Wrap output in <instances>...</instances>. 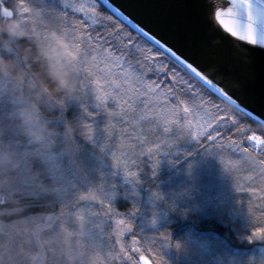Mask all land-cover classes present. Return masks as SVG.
Segmentation results:
<instances>
[{
    "label": "snow or ice",
    "instance_id": "obj_1",
    "mask_svg": "<svg viewBox=\"0 0 264 264\" xmlns=\"http://www.w3.org/2000/svg\"><path fill=\"white\" fill-rule=\"evenodd\" d=\"M228 2L230 6L225 9L216 0H133L132 10H128L99 0L108 10L101 14L96 0L87 6L62 0L59 7L54 2L29 6L26 0H0V11L9 17L19 16L29 26L31 21L47 18L56 30L66 21L69 9L83 15V20L62 33L72 40L66 56L80 79L90 84L95 115L106 118L99 131L104 141L102 150L107 149L108 141H116V150L111 153L114 166L123 171L125 183L135 188L140 183L138 173L132 171L136 159L158 152L159 141L164 138L150 142L149 133L156 128L166 135L174 125L177 131L186 127L195 139L210 137L213 146L220 140L223 149L225 144L219 135L222 128L251 122L260 125V131L249 134L245 130V143L264 152V0ZM34 34L33 30L30 38ZM186 47L194 49V54L185 51ZM161 76L168 77L170 90H159ZM257 81L261 84L258 96L253 91ZM257 100L261 111L251 106ZM95 115L89 112L93 120ZM143 122L156 127L144 128ZM213 124L217 125L213 128L217 136L207 131ZM83 127L86 137L95 142L93 125L85 123ZM152 142L155 148L150 146ZM227 147L243 154L249 151L234 140ZM158 165L159 159H154L153 168ZM262 177L264 171L257 179ZM117 189L118 185L112 183L107 191L101 186L80 197L99 205L95 211L89 209L87 217L83 208L76 212L81 227L93 218L89 222L95 231L87 234V244L97 247L104 239L102 224L111 221L118 247L115 259L123 264H138V260L149 264L139 241L133 239L128 246L121 242L125 233L133 230L131 217L139 209L133 206L122 214L113 207ZM153 195L161 198L159 192ZM123 215L128 218H120ZM152 223L155 225L156 220ZM248 240L264 241V226L251 231ZM112 256V252L102 254L101 264ZM155 264H161L159 257Z\"/></svg>",
    "mask_w": 264,
    "mask_h": 264
},
{
    "label": "rangeland",
    "instance_id": "obj_2",
    "mask_svg": "<svg viewBox=\"0 0 264 264\" xmlns=\"http://www.w3.org/2000/svg\"><path fill=\"white\" fill-rule=\"evenodd\" d=\"M12 2L14 3L15 0ZM68 2L87 6L93 0H68ZM96 2L97 11L103 14L100 3L97 0ZM15 18L20 17L15 16ZM40 21L42 22L43 19L31 21L29 26V33L33 28L35 31L33 39L40 44L39 53L41 54L42 49L51 51L55 47V51H51L50 55H42L48 69L52 73V64L70 69L76 78L77 93L71 100L66 98V93H61V96L65 97L66 107H53L47 95L42 93L44 84L38 82V72L31 67V51L34 47L29 45L30 34L23 40L8 34L5 38L4 34H0V56L7 57V60L14 62L17 69L24 71L23 80L20 82L14 75L0 73V155L12 156L19 162V166L15 169L0 167V178L6 176L15 178L14 183L0 186V202L7 200L17 191H22L26 194L53 198L61 202V208L49 214L28 216L29 219L48 226L45 235L51 238V243L43 246L35 240L24 243L23 238L18 237L13 241L10 252L0 250V254H3L5 259L14 257L17 264H25L21 251L23 246L38 251L41 264H92L93 259L96 264H101L102 254L112 252L113 256L108 257L106 264H123L122 261L115 259L118 247L116 238L112 235L111 221L102 224L104 239L102 242L98 241V246L95 247L87 244V234L92 229L89 221L93 218H88L81 227L76 217L78 208L84 209L86 217L90 214L89 209L95 211L99 208L96 202L80 200L81 196L101 186L107 191L111 184L115 183L118 185L119 195L113 202V207L123 208L131 205V208L136 206L139 209L131 217L133 230L125 233L121 242L128 246L133 239L139 241V246L151 264H155L158 257L161 264H255L254 261L241 262L237 254L230 253L232 246H223L226 251L217 250L212 248L206 238L191 236V232L178 228L173 231L169 226L176 218L184 220L183 218L190 217L203 225L199 226L196 232L211 234V228L204 227L211 226V222L206 221L209 218L206 213H209L211 204L222 206V201L219 203L210 196L217 191L222 192L232 187L249 188L254 177L264 171V166L254 161L249 153L243 154L241 150L236 149L229 150L228 144L223 149L217 145L210 146L209 149L192 156L187 162H180L182 160H177L178 157L189 147L174 143L183 132L189 136L190 143L197 142L204 136L195 139L189 134L188 128L184 127L183 131H177L174 125L173 131L166 135L159 128L149 133L150 142L155 141L156 137H164L159 141L160 149L153 154L140 155L136 159L132 171L138 173L140 183L135 188L131 184H126L123 171L115 168L111 157V153L116 150V141L114 139L108 141L107 149L102 150L104 141L100 139L99 131L103 128L106 118L103 115H95L96 109L91 101L90 84L86 79H80L77 70L66 56L72 42L54 31L56 29L36 28L35 23ZM53 34L62 37L68 42L69 47L64 49L55 46L51 41ZM158 88L161 92L171 89L167 85L161 87L159 84ZM33 106L39 111L42 120L58 133L54 138V147L45 150L43 154L38 153L40 146L22 131L26 126L22 114ZM89 112L95 115L94 120L89 117ZM85 123L93 125V131L97 135L95 142L86 137V129L83 127ZM216 126L213 124V127ZM142 127L155 128L156 125L143 122ZM213 127L207 131L211 132ZM150 146L155 148V143H150ZM154 159H159L156 169L152 166ZM39 172H43L40 177ZM113 173H116L115 176L112 175ZM242 173L243 178L240 181ZM150 185H155L156 189L151 188ZM53 186L59 188V194L51 190ZM154 192H159L161 198L156 199ZM130 210L133 209L120 211L126 214ZM120 218L128 217L123 215ZM153 219L156 220L155 225L152 223ZM175 233L187 235L177 237ZM165 235L168 237L166 241ZM3 239L6 237L0 236V240ZM101 243L103 246H100ZM247 243L264 251V241L247 240ZM176 244L180 246L176 247ZM136 256L138 259V254ZM138 264L142 262L138 260Z\"/></svg>",
    "mask_w": 264,
    "mask_h": 264
},
{
    "label": "trees",
    "instance_id": "obj_3",
    "mask_svg": "<svg viewBox=\"0 0 264 264\" xmlns=\"http://www.w3.org/2000/svg\"><path fill=\"white\" fill-rule=\"evenodd\" d=\"M97 1L99 2V0ZM26 2L29 4V6H39L41 4H49L54 2L56 3L57 7H59L61 4L60 0H26ZM100 6L102 13L107 14L108 10L104 7V5L100 4ZM83 19L84 17L81 13L72 12V10L69 9L66 21L60 23L58 25V30L56 31L59 33V35L64 31H70L72 25L79 23V21ZM35 24L36 28L42 30L55 29L50 25V22L47 18H44L42 22L40 21L39 23ZM84 27L87 28V25H84ZM33 30L34 29L32 28V31ZM32 31L29 33L30 37ZM3 34L5 38H7V33ZM30 37L28 40L29 45H33L34 47L31 51V67L35 72H38L37 80L39 83H43L49 88H54L56 82L50 69H48L46 60L42 54L39 53L40 44L35 39ZM67 40L72 42L70 37L67 38ZM158 84L161 87L166 85L171 87V85L168 84V77L161 76V78H158ZM245 130H247L249 134L258 132L260 131V125L247 122L237 128L224 127L219 132L220 139L223 140L225 146L229 143V141L234 140L237 145L248 147V153L253 157L254 161L256 160L264 166V163H261V161L264 160V152L256 151L245 143L247 139ZM210 133L212 136L218 134L217 132L213 131V129ZM219 143L220 140L216 142V145L219 146ZM174 145L184 146L186 148L189 147L186 152L181 153V156L178 157L177 160H182L180 162H187L195 154H198L205 149H209L210 146H213L210 137L207 139L203 137L197 142L195 141L190 143L189 136H187L184 132L178 141L174 143ZM34 161L38 163L36 159H34ZM42 173L43 172H39V177L42 175ZM242 178L243 173L240 177V181ZM254 178L255 179L252 181L249 188L237 189L232 187L230 189L222 190V192L217 191L212 196H210L217 202L219 201V203L222 201V206H215L211 204L209 207L210 209H208L209 213H206V215L209 217L206 221H210L211 226L204 227L209 229L211 228V234L205 235L196 232L199 226L203 225L201 222H195L190 217H185L183 218L184 220L176 218L172 221L169 228L173 231L178 228L180 230L191 232V236L195 235V237H199L201 239L206 238L208 241H210L209 244L212 246V248L217 250L221 249L222 251H226L223 246H232L229 250L230 253L232 252L237 254V257L241 259V262L248 263L249 261H254L255 264L264 263V251L252 244L249 245L247 243L248 237L251 235V231H253L256 227L264 226V177L260 178L259 180L257 177ZM150 187L156 189L155 185H150ZM17 206L23 208L22 215L28 217L34 214H49L51 212H57L61 208V202L59 203L57 200L47 196L41 197L40 195L26 194L22 191H17L7 200L0 202V208L3 209H11ZM117 208L122 211H128L129 209H132L131 205L128 207ZM4 219L7 222H13L16 220V217L5 216ZM175 235L177 237H183L187 234L175 233ZM223 248L225 250H223Z\"/></svg>",
    "mask_w": 264,
    "mask_h": 264
},
{
    "label": "clouds",
    "instance_id": "obj_4",
    "mask_svg": "<svg viewBox=\"0 0 264 264\" xmlns=\"http://www.w3.org/2000/svg\"><path fill=\"white\" fill-rule=\"evenodd\" d=\"M3 17V11H0V34L7 33L9 36L18 40H23L28 37L29 25L23 19L15 18L14 15L13 18H9L4 22ZM51 41L55 46H61L64 49L69 47L68 42L64 41L59 35L53 34ZM51 51H55V47ZM51 51L42 49L41 54L48 56L51 54ZM51 68L53 78L56 82L55 87L49 88L47 85H44L42 93L47 95L53 107L65 108L66 100L65 97L61 96V93H66L68 100L74 99L77 93L76 78L66 66L52 64ZM0 73L14 75L18 82L22 81L24 77L23 69H17L14 62L7 60L3 56H0ZM22 118L26 125L22 128V131L34 143L40 146L38 153L43 154L45 150H50L54 147V138L58 133L42 120L35 106L25 110ZM18 166L19 162L14 157L0 155V167H11L15 169ZM14 180L15 178L12 176L0 178V186H8L14 183ZM51 190L57 194L60 191L56 186H53ZM22 213L23 208L19 206L11 209L0 208V236L6 237V239L0 240V250L3 252H10L13 241L17 240L18 237L23 238L24 243H30L35 240L41 246L52 242L51 238L45 235L47 225L31 220L23 216ZM5 216H15L16 220L10 224L4 219ZM21 251L25 259V264H41L40 253L38 251H33L31 248H23V246H21ZM0 264H17V261L11 256L5 259L4 255L0 254ZM92 264H96L95 259H93Z\"/></svg>",
    "mask_w": 264,
    "mask_h": 264
},
{
    "label": "water",
    "instance_id": "obj_5",
    "mask_svg": "<svg viewBox=\"0 0 264 264\" xmlns=\"http://www.w3.org/2000/svg\"><path fill=\"white\" fill-rule=\"evenodd\" d=\"M109 2L110 3H114L115 5L121 6L124 9L132 10L130 8V6L133 4V0H109ZM216 3H217V5L219 7L225 8V9L230 6L228 0H216ZM137 14H138L139 18H141V19L144 18L143 14H141L138 10H137ZM13 17H14V15L9 17V16H6L4 14L3 20L7 21V19L13 18ZM185 51H188L190 54H194V49H190V48L186 47ZM236 86L239 87V85H236ZM260 87H261V84H260L259 81H257V83L255 84L254 89H253L254 94L257 95V96H258ZM251 106L254 107L257 111H261L262 110V106L260 105L258 100L256 102H254ZM141 262L143 264V261H141ZM149 264H151V263L149 262Z\"/></svg>",
    "mask_w": 264,
    "mask_h": 264
}]
</instances>
